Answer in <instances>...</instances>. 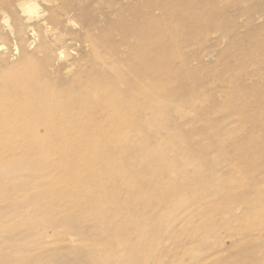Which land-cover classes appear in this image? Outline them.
Returning <instances> with one entry per match:
<instances>
[{"label":"bare ground","instance_id":"bare-ground-1","mask_svg":"<svg viewBox=\"0 0 264 264\" xmlns=\"http://www.w3.org/2000/svg\"><path fill=\"white\" fill-rule=\"evenodd\" d=\"M252 1L231 14L235 0H0V264H51L48 230L81 235L86 222L102 237L94 264L148 262L159 231L171 235L181 212L220 191L207 174L159 226L167 202L155 192L159 163L175 162L159 150V128L178 131L176 110L198 107L187 78H202L214 53L223 61L242 46L260 70L236 75L223 107L208 111L235 109L243 97L239 111L260 115L264 127V0ZM160 78L183 81L168 101ZM239 162L236 170L249 167ZM260 174L264 185V167ZM247 183H236L247 194L225 200L264 212L263 188Z\"/></svg>","mask_w":264,"mask_h":264},{"label":"rangeland","instance_id":"rangeland-1","mask_svg":"<svg viewBox=\"0 0 264 264\" xmlns=\"http://www.w3.org/2000/svg\"><path fill=\"white\" fill-rule=\"evenodd\" d=\"M235 2V6H228V12L231 14H234L237 8H244L253 1L243 3L242 0H235ZM243 20L242 16L238 22L241 24ZM225 47L223 42L221 49ZM244 49L248 47L242 46L237 51V55L228 56L223 61H219L216 53L207 59L210 62H205L202 78L199 80L196 77L187 78L184 83L185 90L189 91L188 94L199 99L198 107L180 106L176 110L171 121L174 126H178V131L172 132L170 127L164 128V126L159 128V150L166 148L169 158L175 160L170 169L167 165L169 160L159 163V169L162 171L160 179L164 184L155 192L159 200L167 201L159 205V226L176 207L178 198L180 199L183 194L185 198L191 196L192 191L199 182H203L207 174H211L216 180V186L220 191L216 195L203 194L199 204L192 203L181 212L173 225L171 235H167L166 230L159 231V248L150 261L127 256L124 262L158 264L157 260H159V264H264V248L256 252L257 254L249 251L264 243V215H262L264 212L258 207L247 209L235 200L230 203L229 198L225 200L227 195L236 199L243 192L248 193L247 190L243 191L241 187L236 186L237 181L261 185L260 170L264 167V127L259 121L261 116L239 111L247 101L243 97L236 101L235 109H222L219 110L220 113L214 114L208 111V107L217 109L223 107L222 104L226 96L228 98L230 95L229 91L236 75L245 72V75L246 73L250 75L246 78L252 75L254 77V74L260 70L250 64L255 57L253 52ZM174 71H176L174 68L171 69V73ZM246 78L242 81V86L250 84L251 80L248 81ZM163 80L165 79H159V96L168 101L171 98L169 94L174 89L171 87H175L176 90L183 85V81L164 85L160 83ZM182 96L188 95H180ZM205 112L207 115H204ZM250 136L253 141L248 142V139L251 140ZM245 142L249 149H238L237 144H245ZM241 159L242 162L246 161L249 167L236 170L234 167ZM199 171L204 177L195 175ZM261 187L264 190V185ZM249 193L252 194V198L256 196L254 190H250ZM82 228L84 233L81 235L72 234L63 237L48 230L49 244L46 247L52 253L51 264H94L95 256L90 250L100 245L98 243L102 237L91 222L82 224ZM202 240L206 244L200 246ZM18 246H23L22 242H19ZM116 247L117 245H114V248ZM99 249H102V246ZM26 256L27 253L24 252L23 257ZM108 264L119 263L108 262Z\"/></svg>","mask_w":264,"mask_h":264}]
</instances>
